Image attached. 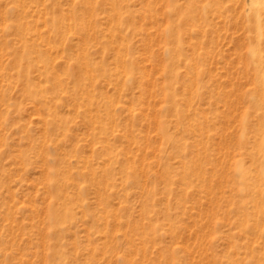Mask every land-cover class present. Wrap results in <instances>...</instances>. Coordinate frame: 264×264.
<instances>
[{
  "label": "rangeland",
  "instance_id": "374dc122",
  "mask_svg": "<svg viewBox=\"0 0 264 264\" xmlns=\"http://www.w3.org/2000/svg\"><path fill=\"white\" fill-rule=\"evenodd\" d=\"M0 264H264V0H0Z\"/></svg>",
  "mask_w": 264,
  "mask_h": 264
}]
</instances>
